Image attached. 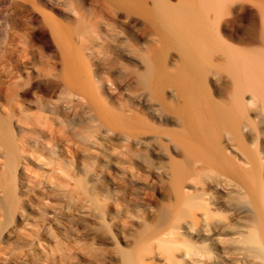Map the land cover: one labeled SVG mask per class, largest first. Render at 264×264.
<instances>
[{
    "label": "bare ground",
    "instance_id": "6f19581e",
    "mask_svg": "<svg viewBox=\"0 0 264 264\" xmlns=\"http://www.w3.org/2000/svg\"><path fill=\"white\" fill-rule=\"evenodd\" d=\"M7 1L15 9L26 8L18 0ZM49 1L57 6L74 5L66 23L40 11L35 3L38 1L30 0L33 12L41 14L61 46L63 66L55 75L57 86L50 92L68 96L62 109L72 113L79 101L85 113L95 115L112 130L121 125L147 129L149 124L142 117L106 105L98 92L99 87L108 86L103 74L122 67L116 53L135 60L139 51L136 40L144 37V70L134 71V82L144 90L137 99L150 101L151 110H162L177 126L166 131L173 149L184 152L183 162L172 159L166 169L177 194L181 195L184 184L194 178L193 164H200L197 176L208 172L219 175L210 185L217 192L216 200L206 192L208 183H198L206 207V211L201 209L204 213L200 217L194 202L186 201L191 210L184 227L191 240L188 258L192 263L204 262L202 254L193 250L197 238L220 247L228 263L264 264V208L257 185L262 161L259 152H252L244 143L246 135L255 130V122L264 128V0H179L176 5L168 0ZM246 2L251 5L248 15L244 14ZM170 49L175 50L174 56H169ZM84 50L89 51V60L84 58ZM10 95V112L0 113V183L2 203L15 216L16 177L24 173L28 160L17 134L24 145L29 135L37 143H51L59 132L58 119L50 116L49 102L39 99L31 104L20 100L30 92L17 85H12ZM257 103L259 107L255 108ZM148 130L142 135L146 136ZM226 131L235 141L223 138ZM148 140L135 139L139 145H146ZM256 140L264 146L261 134H256ZM65 142L71 141L67 137ZM236 198L247 199L251 206L236 210ZM211 205L214 210L230 207L243 217L251 214L253 224L241 221L225 225L210 213ZM18 215L24 219L22 212ZM224 241L232 242L231 249L223 246Z\"/></svg>",
    "mask_w": 264,
    "mask_h": 264
},
{
    "label": "rangeland",
    "instance_id": "374dc122",
    "mask_svg": "<svg viewBox=\"0 0 264 264\" xmlns=\"http://www.w3.org/2000/svg\"><path fill=\"white\" fill-rule=\"evenodd\" d=\"M168 1L176 5L179 0ZM34 2L40 11L52 14L58 21L67 23L66 16L73 15L74 5ZM18 3L26 8L15 9L7 0H0V113L10 112V89L17 85L30 92L20 100L36 104L43 99L51 104L48 113L58 119L59 136L51 143H37L29 135L27 144L22 145L17 134L28 160L24 173L16 177L15 216L2 203L4 191L0 183V264H197L187 256L191 240L184 227L191 210L186 201L194 202L200 217L204 213L201 209L206 211V207L198 183H208L206 192L216 200L217 192L210 185L219 175L208 172L197 176L200 164H193L194 178L184 184L181 195L177 194L166 171L172 159L184 161L183 150L173 149L166 132L177 126L162 110H151L150 101L137 99L144 90L134 82V71L144 70L141 55L146 54L145 38L136 40L140 57L136 55L135 60L116 53L122 67L103 74L108 86L99 87L98 92L106 105L118 111L131 110L149 126L142 131L137 127L130 131L125 125L112 130L95 115L85 113L79 101H74L72 113L62 109L68 96L50 92L57 86L55 77L63 66L61 46L41 14L33 12L30 0ZM245 7L244 14L248 15L250 3L246 2ZM168 53L174 56L175 50ZM83 55L89 60V51L84 50ZM214 96L218 97L217 93ZM255 126L244 143L261 156L262 176L257 170V185L264 205V146L256 140L257 133L264 137V128L257 122ZM145 130L146 136L142 135ZM222 135L235 141L227 131ZM67 137L70 144L65 142ZM138 138L151 140L139 145ZM1 163L0 155V168ZM246 206L251 202L236 198V210ZM209 211L225 225L241 221L253 224L251 214L243 217L230 207L214 210L211 205ZM21 212L24 219L19 218ZM193 242V250L202 254L203 264H233L225 261L222 249L212 242L197 238ZM223 243L231 249L232 242Z\"/></svg>",
    "mask_w": 264,
    "mask_h": 264
}]
</instances>
